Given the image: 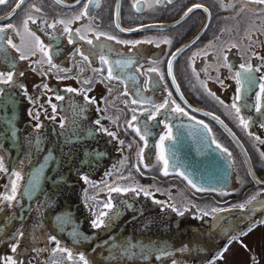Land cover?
Wrapping results in <instances>:
<instances>
[{
  "label": "flooded vegetation",
  "instance_id": "af4514ba",
  "mask_svg": "<svg viewBox=\"0 0 264 264\" xmlns=\"http://www.w3.org/2000/svg\"><path fill=\"white\" fill-rule=\"evenodd\" d=\"M17 4L20 5L19 8H16ZM86 4L88 15L79 20L74 19ZM234 4L236 7L254 4L260 14L264 6L255 0H172L171 3L167 0L160 3L157 0H91V3L89 0H80L79 4L76 0H24L23 3L21 0H7L0 5V17H5L0 20V27L6 30L3 34L6 39L0 40V73L5 76L9 72L13 73L11 83H0V102L3 107L15 108L13 114L16 115L19 103L15 98L19 96L26 118L31 123L30 129L37 130V125L49 127L51 132H55L53 136L56 138H59V130L70 124L68 132L73 131L72 134L75 135L70 139L78 144L87 143L93 148L94 162L106 164L107 169L100 177L93 182L84 180L82 183V205L86 207L92 221L106 210L107 198L114 192L110 190L113 187L144 189L151 193V197L154 195L152 191L171 196L172 199L167 200L168 202L179 210H184L192 220L201 222L205 218V212L208 216H213L215 212L225 210H245L248 205L257 201L264 209V185L253 187L254 183L248 176L236 145L219 125L204 115L209 113V117H217L218 121L226 125L245 148L257 177L264 181L260 177L264 172V165L261 160L253 159L248 143L249 141L259 149L258 142L264 141V127L261 126L264 125V107L260 112L255 111L257 103L264 105V95L260 93V85L264 84V29L254 32L250 30L249 33L237 32L236 21L239 16L233 15L236 12L232 10ZM196 5L200 7L182 22L171 28L166 27L180 20L189 8L194 9ZM37 8L40 11H36ZM13 10L14 14L6 18ZM29 16L32 19H28ZM240 17L241 24L247 22L242 12ZM26 19L27 29L23 24ZM33 19L35 23L32 22ZM59 20L71 22L66 25L56 23ZM53 23H56V27H49ZM205 23L207 25L203 35L173 60L176 50L185 46ZM9 24L13 27L9 28ZM65 27L72 29L74 33L77 29L80 30L73 37L72 43L69 42ZM100 32L114 36L116 40H108L106 36L95 39ZM80 35L86 39L80 40ZM35 37H39L48 55L52 56V64L57 67L52 68L47 63V55L40 51V44ZM8 39L16 47L8 44ZM88 39L93 40L92 45L87 43ZM117 40L139 43L123 44L117 43ZM79 52L87 56L88 61L83 60ZM21 56L26 58L21 59ZM101 56L108 60V64L101 62ZM223 56H227L231 69L223 66ZM117 60L125 62L124 66L117 65ZM129 60L134 61L131 66L126 63ZM169 62L172 64L171 70ZM244 63L250 64L254 69L251 73L254 79L252 87L243 79L238 84L234 78L236 72L243 71L240 65ZM109 67L113 69V76L120 77L119 80L107 78ZM150 68H155L156 71L149 72ZM256 68L260 70L257 72ZM200 75L209 77L208 82H202ZM85 81L90 83L86 84ZM44 85H47V89ZM68 88L77 91L69 92ZM141 89L139 98L150 102L131 104V100L136 98L133 93ZM125 92L127 95L123 94ZM168 92H171L170 99ZM236 95L241 97L238 101L241 109L239 116L245 118L247 128L241 125L238 115L231 107ZM57 96H62L63 99H56ZM258 96L262 97L259 101ZM216 97L224 103L218 102ZM88 98L95 99L96 103H90ZM165 99H169L170 108L178 104L187 115L161 109V114L152 119L145 109L155 112L153 105L162 104ZM125 101H128L127 105ZM52 104L56 105L55 112ZM133 109H136L134 113ZM37 114L38 119L34 118ZM133 114L138 119L132 123L148 133L145 137L146 145L145 140H141L133 128L127 126ZM53 116L55 119H52ZM97 120L100 121L99 125L95 123ZM166 125L172 128V138L164 141L162 150L160 137L167 133ZM101 127L115 133V138L101 131ZM184 127L191 131L178 135L177 145L180 148L174 147L175 156H179L181 148L185 150L180 139L187 138L188 146L197 152L208 148L203 146L208 136L209 148L220 153V157L215 156L220 175L226 171L227 165L232 167L229 186L221 189L202 187L203 190H198L180 175L183 172L182 159L179 158L180 162L175 166L170 164L166 147L176 138L175 131ZM82 133L85 134L84 137H81ZM121 140L124 141L123 145L119 143ZM217 144L221 147L217 148ZM224 148L228 150L227 153L222 150ZM237 158L249 180L246 191H259L256 196H248L250 191L237 194L234 191L238 189H232L235 184L233 175L238 168ZM165 159L168 161V175L164 174ZM110 161L113 163L107 166L106 162ZM212 166L214 167L213 162L210 164ZM3 168L7 171H0V195L10 196L7 177L13 173L5 167L4 158ZM7 172L10 174L5 175ZM220 175L213 182L223 187ZM10 178L11 184L16 185L18 177L13 175ZM191 179L198 188L206 182ZM157 202L167 204L166 201ZM210 202L217 207L214 208ZM240 204L245 207L241 209ZM260 227H264V214L243 233L231 238L210 262L220 260L223 253L234 244L249 254L248 238L257 236ZM196 231L204 229L196 228ZM256 240L260 242L258 237ZM51 248L65 252L58 249L55 241L35 252L42 257ZM251 257L255 261L252 254Z\"/></svg>",
  "mask_w": 264,
  "mask_h": 264
},
{
  "label": "water",
  "instance_id": "95a60500",
  "mask_svg": "<svg viewBox=\"0 0 264 264\" xmlns=\"http://www.w3.org/2000/svg\"><path fill=\"white\" fill-rule=\"evenodd\" d=\"M185 17L166 27L177 25ZM206 25L185 46L176 50L175 58L203 35ZM15 100L19 103L16 115L13 114L15 108L3 107L0 102V156L11 173H19L16 188H20L14 201L0 204V245L18 238L25 225L30 234L31 249H40L55 241L58 249L83 264L81 256L88 264H206L227 245V241L243 233L264 214L257 201L245 210L204 215L201 222L192 220L186 213L180 216L171 207L172 203H158L156 197L145 196L142 192L139 195L131 191L112 192L107 204L111 203L113 207L104 211L107 213L103 216L105 226L95 228L92 217L82 205V183L100 177L107 169L106 164L94 162L93 148L87 143L78 144L70 139L75 136L73 131L68 132L70 124L59 130V138L43 125L31 130L21 98L16 96ZM205 116L219 125L236 145L253 187L264 185L236 136L220 120ZM190 131L188 127L175 131L176 138L166 147L170 164L175 166L179 164V158L182 159V170L190 179L206 181L199 188L229 186L232 167L227 165L226 171L220 175L215 158L220 157V153L209 148L207 135L203 146L208 148L197 152L188 146L187 138L180 139L185 150L181 148L179 156H175L174 147L180 148L178 135ZM84 136L82 133L81 137ZM212 162L214 167H210ZM106 163L109 166L113 162ZM219 175L223 187L213 182ZM196 228L205 229L196 231ZM128 245H134L135 254H122V248Z\"/></svg>",
  "mask_w": 264,
  "mask_h": 264
},
{
  "label": "snow or ice",
  "instance_id": "6c2138e0",
  "mask_svg": "<svg viewBox=\"0 0 264 264\" xmlns=\"http://www.w3.org/2000/svg\"><path fill=\"white\" fill-rule=\"evenodd\" d=\"M6 2H7V0H0V5H3ZM23 2H24V0H21V3H23ZM160 2H162V0H157V3H160ZM167 2L168 3H171L172 0H167ZM256 2L257 3H260V4H264V0H256ZM76 3L79 4L80 3V0H76ZM89 3H91V0H89ZM19 7H20V5L17 4L16 5V8H19ZM196 7H200V5H196ZM192 10H193L192 8H189L187 10V12L185 13V15L187 16V14L190 13V12H192ZM36 11H40V9L37 8ZM205 11H207V9H205ZM12 14H14V10H13V13H10L9 14V17H6V18H10V16ZM86 15H88V6H87V4L84 6L83 10L78 15H76L74 17V19L79 20L82 16H86ZM2 19H5V17H0V20H2ZM28 19H32V17L29 16ZM28 19H26V20L23 21L24 27L26 29L28 27ZM32 22L35 23V20L33 19ZM70 22L71 21L59 20L56 23L65 24L66 25L67 23H70ZM56 23L50 24L49 27L55 28L56 27ZM8 27L11 28L13 26L9 24ZM117 27H119V25H117ZM5 31H6L5 28L0 27V40L6 39V37L3 35L5 33ZM65 31L68 32V34H69V42L72 43L73 42V37L77 36V34L79 33L80 30L77 29L76 32L74 33L72 31V29H70L68 27H65ZM32 35L35 36V33H32ZM101 36H106V38L108 40H116V37L111 36V35H107L106 33H103V32L98 33L95 36V39L99 40ZM78 38L80 40H85L86 39V37H84L82 35L78 36ZM35 39L40 44V51L42 53H44L45 55H47V63L50 64L52 68L57 67L56 65L52 64V56L51 55H48V52H47L45 46L43 45L42 42L39 41V37H35ZM7 42H8V44H11L12 47H16L14 44H12L11 39H8ZM147 42L151 43L152 41H147ZM87 43L89 45H92L93 44V40L92 39H88L87 40ZM117 43H123V44L133 43V44H135V43H139V41H137V42H129V41H118L117 40ZM232 47H236V45H232ZM78 54L83 58V60L88 61V57L85 56L82 52H79ZM175 55L176 54L174 53L173 54V59H175ZM25 58H26L25 56H21V59H25ZM100 59H101V62L102 63L108 64V60L104 56H101ZM222 59L224 61L223 66L224 67H228L229 69H231L232 66L227 63V56H223ZM124 63L125 62H122L120 60H117L116 61V64L119 65V66H124ZM126 63L129 66H131L134 63V61L129 60ZM168 67H169V70H171V68H172L171 62H169ZM240 68L243 71L236 72L235 73V77H234L237 80V83L240 84L241 79H243V80L247 81L249 87H252L254 85V79H253V77L251 75V73L254 71L253 67L250 64L244 63V64H241L240 65ZM259 70H260L259 68H256L255 69V71H257V72ZM94 71L102 72V70H94ZM148 71L149 72H155L156 69L155 68H150V69H148ZM20 75H23V73H20ZM12 78H13V73H11V72H9L6 76H5L4 73H0V83H11L12 82ZM107 78L108 79H117V80L120 79L119 76H113V69L111 67L108 68ZM173 79H175V77H173ZM85 83L88 84V83H90V81H85ZM220 83L223 84V81H220ZM44 87H45V89H47V85H44ZM67 91H69V92H75V91H77V89L68 88ZM109 91H111V89H109ZM141 92H142V89L140 91H137V92L133 93V95L136 98H134V99L131 100V104L137 105V104H144L146 102H150V101L141 100L139 98L141 96ZM260 93L262 95H264V84H261L260 85ZM123 94L124 95H127V92H125ZM167 95H168V98L170 99L171 98V92H168ZM212 95H214V94H212ZM261 98H262L261 96H258L257 97V100L259 101V100H261ZM29 99H31V97H29ZM56 99H63V97L62 96H57ZM88 99H90V103H93V104L96 103V100L95 99H91V98H88ZM169 99H165L162 104H158V105L154 104L153 107L155 109V112H152L151 110H147V109H145V110L148 111V114H149V116L152 119H155L157 115H160L161 114V109H168L169 111H175V112H178V113L187 115V113L184 111V109L181 108L178 104H176L174 108H170V106H169ZM216 99L221 104L224 103L223 101L219 100L218 97H216ZM240 99H241L240 95L234 96L231 107L235 110L236 114L238 115L241 125L243 127L247 128L248 127V123L246 122L245 118L242 117V116H239V113H240L241 109L238 106V101H240ZM127 103H128V101H125V104L126 105H127ZM172 104H175V101H172ZM262 107H264V105H262L260 103H257L255 105V111L260 112ZM52 110H53V112L56 111V105L55 104H52ZM132 111L134 113L136 111V109H133ZM205 115H209V113H205ZM34 118H37L38 119V114ZM213 118L214 119H217V117H213ZM52 119H55V117L53 116ZM137 119H138L137 116L135 114H133L131 116V121L128 122V125L127 126L130 127V128H133V130L137 133V135L140 136V139L141 140H145V145H146L147 142H146L145 137L148 135L147 131L143 130L141 127L135 126L132 123V122L137 121ZM193 119H194V117H193ZM95 123L97 125H99L100 124V121L97 120ZM200 123L203 124V121H200ZM261 126L264 127V125H261ZM37 127H40V125H37ZM166 127H168L167 133L165 135H163V136L160 137V142H161L160 147H161L162 150H163V147H164V141L165 140H169V139L172 138V128L169 127V126H167V125H166ZM204 127L206 128L207 126L205 125ZM100 130L101 131H104V132H107V134L109 136H112V137L115 138V133L108 132V130L105 129V128H103V127H101ZM256 139L257 140H260L259 137H256ZM213 142L215 143V141H213ZM260 142L261 143H264V141H260ZM119 143L121 145H123L124 141L121 140V141H119ZM216 146H217V148H220L221 147L219 144H217ZM222 150L225 153L228 152V150L226 148H224ZM142 154H143V149L141 148L140 155L142 156ZM261 155H264V153H262ZM161 159H163V156L161 157ZM145 167H147V165H145ZM0 171H7L6 169L3 168V158L2 157H0ZM164 174L165 175H168V161L166 159L164 160ZM12 175L19 177V173H13ZM180 175H182L184 177V179L187 180L188 183L193 188H196L198 190H203L202 188H198L197 184L192 179H190L185 173L181 172ZM85 179H87V177H85ZM110 190L111 191H114V192H128V191H131V192H133L136 195H139L142 192L145 196L151 195L150 192H148V191H146L144 189H137L136 187H132V188L113 187ZM11 192H12V195L4 197V199L8 200L9 202L14 201L16 199L17 188H16V185L14 183L12 185ZM253 199H255V198H253ZM248 203H251V201H249ZM105 207L106 208H112L113 205L111 203H108V204L105 205ZM171 207L173 208L174 211H178V214L180 216L185 215V211L184 210H179L178 208H176V206H171ZM239 207L241 209H243L245 207V205L244 204H240ZM213 211H216V210L214 209ZM106 215H107V213H101L100 216L97 217V219L93 220L92 221L93 227H95V228L104 227L105 226V220L103 218H101V217L106 216ZM203 215H208V213L205 212V213H203ZM22 235H23L22 232L18 234V236H20V237H22ZM50 239L55 240V237H51ZM17 247H18L17 244H13L12 245V248H11V251L13 253H15L17 251ZM133 249H134V245H128V246L122 248L121 251H122V254H128V253L135 254L133 252ZM33 251L35 252V251H40V250L39 249H33ZM162 254H165L166 255L167 253L166 252H162ZM69 258H71V254H69ZM80 259L81 260H84V264H88L87 260H85L83 256H81ZM4 264H17V261L15 259H13L12 257H7L5 259V261H4ZM19 264H23V262L21 261V262H19Z\"/></svg>",
  "mask_w": 264,
  "mask_h": 264
},
{
  "label": "rangeland",
  "instance_id": "374dc122",
  "mask_svg": "<svg viewBox=\"0 0 264 264\" xmlns=\"http://www.w3.org/2000/svg\"><path fill=\"white\" fill-rule=\"evenodd\" d=\"M232 10H236V12L233 13V15L239 16L236 21L237 32L244 31V32L249 33L250 30L254 32L262 28L264 29V6H262L261 14L257 11V6L254 4L253 6L239 5L237 7L234 4L232 6ZM241 12H242V15H244L245 19L247 20V22L244 24H241V22L239 21L241 19L240 17ZM199 77L201 78L202 82H208L209 80V77L204 76V75H200ZM206 96L209 97V94L206 93ZM248 143L251 148V155H253V159L256 161L261 160V164L264 165V155H261L262 153H264V145L258 142L260 144V145H257L259 147L258 149L255 145L254 146L251 145L249 141ZM256 163H260V162H256ZM237 167H238L237 171H235L233 175V181H235V184L232 187V189L233 190L238 189L234 191L237 194L239 192L242 193L243 191H244V194H246V192L250 191V193H248L249 194L248 196H256L259 191H255V189L246 191V187L249 185V180L245 176L246 175L245 170H243V168L241 167V164L238 158H237ZM262 175H264V172H262L260 175L261 178H264V176ZM12 176L13 175L11 174L7 177L8 178L7 187L9 189V195H12V192H11L12 180L10 178ZM17 181L18 179L15 181L16 186L18 185ZM19 190L20 188L17 189V193L19 192ZM152 193H154L153 197L154 198L156 197L158 201L161 200L165 202L167 200L169 201V199H172L171 196L169 197V196H166L161 193L154 192V191H152ZM4 197L6 196L0 195L1 205L4 204L5 202H9L8 200L4 199ZM178 200H179V196L176 197V201ZM168 203H171V202H168ZM211 205H213L214 208L217 207L215 203H211ZM257 231H258L257 236H254L251 238L249 237L247 241L248 249L250 250V253L255 257V261L251 257L250 253L249 254L245 253L244 250L240 246L234 244L231 247H229L227 251L223 253L220 260H217V262H210L209 260L206 262V264H264V227L258 228ZM21 232L23 233L22 237L19 236L18 238H15V240L11 241L10 243H3L2 245H0V264H4V261L7 257H12L13 259H15L17 261V264H19V262L21 261L23 262V264H83L81 261L72 260L71 258H69L67 253L65 252L61 253L53 248H51L48 252H46L42 257L37 256L36 254L37 252H34L33 249H31L32 246L30 244V234L27 231V228H25V225L22 227ZM257 237L261 243L256 242ZM13 244L18 245L17 251L15 253L11 251ZM49 244L50 242L47 243L45 246ZM185 264H187V262Z\"/></svg>",
  "mask_w": 264,
  "mask_h": 264
},
{
  "label": "bare ground",
  "instance_id": "6f19581e",
  "mask_svg": "<svg viewBox=\"0 0 264 264\" xmlns=\"http://www.w3.org/2000/svg\"><path fill=\"white\" fill-rule=\"evenodd\" d=\"M205 229V228H204Z\"/></svg>",
  "mask_w": 264,
  "mask_h": 264
}]
</instances>
